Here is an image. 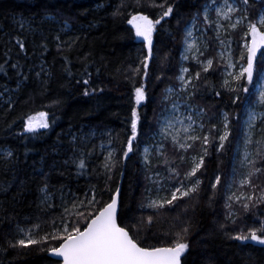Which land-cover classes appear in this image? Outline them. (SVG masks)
<instances>
[{
  "label": "snow or ice",
  "instance_id": "snow-or-ice-1",
  "mask_svg": "<svg viewBox=\"0 0 264 264\" xmlns=\"http://www.w3.org/2000/svg\"><path fill=\"white\" fill-rule=\"evenodd\" d=\"M186 6L195 11L189 20L183 21L181 67L176 77L179 86L162 91L159 110H154L149 121L146 109L153 99L148 84L151 64L156 58L154 33L162 22L177 16L179 9ZM41 7L39 15L27 19L21 15L20 30L42 35L47 25L49 31L57 30L54 39L58 48L67 44L71 50L79 37L71 42L61 41V32L76 29L64 10L83 5L78 0H55V3L41 0ZM102 7L105 5L96 4V8ZM152 9L159 10L155 19L148 12ZM90 12V8L84 7L77 16L86 18ZM125 14L134 37L143 45L138 62L123 70L124 80L131 86L133 103L123 134L126 138L117 144L111 130L102 133L107 137V150L96 153L86 148L95 131L83 135L69 132L70 154L63 166H74L77 177L87 175L96 182L83 190L79 186L74 190L69 183H52L53 172L66 176L63 171L57 172L55 166L49 171H44L43 164L33 168V176L39 178L35 187L36 212L24 218V223L31 226L19 227L17 221L16 237L3 233L0 250H29L30 246H38L41 252L58 258L57 264H189L191 221L181 222L178 214L174 226L176 223L183 226L174 233L171 243L163 247L143 246L140 230L150 231L159 213L192 200L193 204L185 206L186 215L188 207L194 209L205 197L208 207L224 201L223 222H218V218L214 221L216 232L229 242L264 246V0H194L191 5L187 0H120L111 15L119 18ZM181 22L177 19L178 27ZM56 25L60 28L55 29ZM83 27L91 29L94 24L89 22ZM16 42L23 51L24 41ZM42 45L46 48L43 40ZM84 59H88L87 55ZM164 59L170 60V54L165 53ZM185 61L193 62L197 70L192 72L184 67ZM68 63L66 57L65 64ZM11 66L20 68L18 64ZM4 68L0 64V70ZM216 73L219 90L215 82L207 79ZM42 74L51 73L41 66L36 76ZM88 76L82 82L83 97L102 95L104 89L90 87L91 74ZM16 78L19 88L29 77L17 71ZM162 79L163 72L156 76L157 82ZM11 91L3 88L0 99ZM225 93L229 96L226 107L238 111H227L218 103L207 107L194 103L198 96L201 100L209 95L222 100ZM7 106L9 110L13 107L10 98ZM142 108L145 111H140ZM22 122L23 131L34 136L41 135L39 129L49 130L56 123L44 111L23 118ZM61 147L58 134L53 151L58 153ZM98 155H103V159L92 164L93 157ZM133 155L138 156L139 165L133 174L134 182L138 186L135 177L140 174L145 181L142 199L136 207L123 204V187L117 182V176L128 175L127 162ZM213 155L227 156L230 166L226 172L220 171L225 166L221 160L214 180L205 186L202 177L207 174L206 161ZM0 169L11 173L9 180L0 181L2 228L16 220L11 206L23 203L32 188L29 177L20 173L14 149L0 145ZM72 175L70 172L67 177L70 179ZM13 188L15 192L8 196ZM145 212L151 214L145 217ZM33 220L36 222L31 223Z\"/></svg>",
  "mask_w": 264,
  "mask_h": 264
},
{
  "label": "trees",
  "instance_id": "trees-1",
  "mask_svg": "<svg viewBox=\"0 0 264 264\" xmlns=\"http://www.w3.org/2000/svg\"><path fill=\"white\" fill-rule=\"evenodd\" d=\"M48 2L55 3V0ZM78 2L83 7H68L64 10L65 17L76 24V29H65L61 32V41L71 42L79 37L78 42L69 50L67 44L63 48H58L54 39L58 34L57 30L49 31L47 25L42 35H33L20 30L21 15L27 19L33 14L42 13L41 0H0V64L5 65V68L0 70V91L5 87L13 90L5 93L3 99H0V145L15 150L20 173L29 177L32 188L23 203L11 206V210L16 214V220L11 225L5 224L0 228V236L9 233L10 238L16 237L17 221L19 227L31 226L30 223H24V218L36 212L35 187L39 178L33 176V168H40L43 164L44 171H49L50 167L55 166L57 172L63 171L66 176L60 177L53 172L52 183L56 185L69 183L74 190L77 186L83 190L89 183L96 182L94 178L89 180L87 175L77 177L74 166H63L62 162L70 154L69 132L83 135L95 131L96 134L90 137L86 148L94 149L96 153L106 151L100 148L101 143L106 144L107 141V137L102 133L111 130L117 144L126 138L123 134L127 130V121L130 119L133 103L131 86L124 80L123 70L129 64L138 62L143 45L134 37V30L127 23V14L119 18L111 15L120 0H111V6H108V0H78ZM193 2L194 0H187L189 5ZM97 3L104 4L105 7L96 8ZM84 7L91 9L90 14L86 18L78 17L77 14L83 11ZM158 11V9L148 10L153 19L157 18ZM193 11L195 9L190 6L182 7L177 16L167 18L154 33L156 58L151 64V79L148 84L153 99L146 109L149 121L153 119L154 110H159L157 105L162 91L166 87L178 84L176 77L181 67L183 21L189 20ZM177 19L182 21L179 27ZM89 22H92L94 27L85 29L83 26L88 25ZM59 28V25L55 26V29ZM17 39L24 41L23 51L16 42ZM42 40L46 48L42 45ZM165 53L170 54V60L164 59ZM86 55L87 60L84 59ZM66 57L70 61L67 65ZM12 64H18L20 68L14 69ZM183 65L192 72L197 70L191 61ZM41 66L49 70L50 76L43 74L40 77L36 76ZM17 71L29 77L19 88H17ZM69 71L71 75L68 74ZM161 72L163 79L157 82L156 76L161 75ZM89 73L90 87L103 88L102 95L83 97L85 86L82 82L89 78ZM207 79L215 82L219 90V73L208 76ZM77 81H80L79 85ZM9 98L13 103L10 110L7 106ZM228 100L229 96L225 93L222 100L211 95L201 100L198 96L194 103L206 107L218 103L227 111H238L231 106L226 107ZM41 111L48 112L50 119H55L56 123L52 124L49 130L39 129L38 132L41 134L39 136L24 132L22 119ZM140 111L143 112L145 109L142 108ZM58 134L63 147L57 153L53 151V146L57 142ZM102 159L103 155L94 156L92 164ZM137 160L138 156L133 155L127 162L128 175L123 178L117 176V182L120 181L123 187L122 200L125 206L131 203L136 207L142 199L145 184L143 174L135 177L138 186L133 177L139 167ZM221 160L225 161V166L219 170L226 172L230 166L227 163V156L213 155L206 161L207 174L202 177L205 186H209V182L214 180V173L218 170ZM70 172L73 175L69 179L67 174ZM10 178V172L6 173L0 169V181ZM112 187L115 191V185ZM13 192L15 188L7 195L11 196ZM206 201L207 197L194 209L188 207L186 215L183 214L185 206L193 204L192 200L180 203L174 210L159 213L150 231L144 228L140 230L143 246H168L174 238V233L183 226L182 223H176L174 226V218L179 214L181 222L191 221L193 224L192 232L188 236L191 244V251L187 257L189 264H192L193 260L195 264H205L208 258H211L209 264H264V246L254 242L246 244L229 242L222 234L215 231L214 221L218 218V222H223L225 213L223 199L213 207H208ZM149 214L151 213H143L145 217ZM136 215L139 216L141 213ZM35 222L33 220L31 223ZM10 227L11 232H9ZM57 262L49 254L41 252L38 246H30L29 250L7 252L0 250V264H57Z\"/></svg>",
  "mask_w": 264,
  "mask_h": 264
},
{
  "label": "rangeland",
  "instance_id": "rangeland-1",
  "mask_svg": "<svg viewBox=\"0 0 264 264\" xmlns=\"http://www.w3.org/2000/svg\"><path fill=\"white\" fill-rule=\"evenodd\" d=\"M181 51H182V49H181ZM180 55H181V53H180ZM185 62H187V61H185ZM185 62H183V63H185ZM183 66H184V65H183ZM184 67H186V66H184ZM178 86H179V85L177 84V87H178ZM102 145H104V147H102ZM100 148H102V150H107V144L101 143Z\"/></svg>",
  "mask_w": 264,
  "mask_h": 264
},
{
  "label": "water",
  "instance_id": "water-1",
  "mask_svg": "<svg viewBox=\"0 0 264 264\" xmlns=\"http://www.w3.org/2000/svg\"><path fill=\"white\" fill-rule=\"evenodd\" d=\"M119 183H120V181H119ZM50 256V255H49ZM52 259H54V260H57L58 261V258H56V257H52V256H50Z\"/></svg>",
  "mask_w": 264,
  "mask_h": 264
}]
</instances>
